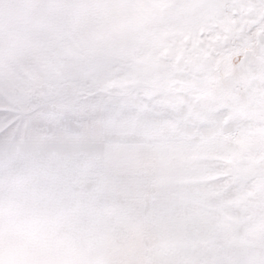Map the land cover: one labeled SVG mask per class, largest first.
Wrapping results in <instances>:
<instances>
[{"label":"rangeland","instance_id":"rangeland-1","mask_svg":"<svg viewBox=\"0 0 264 264\" xmlns=\"http://www.w3.org/2000/svg\"><path fill=\"white\" fill-rule=\"evenodd\" d=\"M105 33H119L124 49L141 52L135 72L110 61L89 65L112 72L114 87H131L141 76L166 98L198 89L231 105L213 103L181 122L158 109L106 121L114 139L103 156L75 152L77 203L66 216L77 219L74 226L58 220L64 151L23 152L28 178L14 190L27 201L15 205L0 195V264H91L117 229L137 247L151 243L179 255L180 264H264V0H137L119 8L107 0H0V93L17 85L24 61L39 58L35 77L70 102L89 81L61 57L94 49ZM218 120L235 124L231 146L213 143L223 134ZM211 147L228 162L244 161L239 179L254 178L252 190L214 203L197 187L195 173L217 159Z\"/></svg>","mask_w":264,"mask_h":264},{"label":"clouds","instance_id":"clouds-1","mask_svg":"<svg viewBox=\"0 0 264 264\" xmlns=\"http://www.w3.org/2000/svg\"><path fill=\"white\" fill-rule=\"evenodd\" d=\"M114 8L132 6L137 0H107ZM7 7V5H5ZM71 31V29H66ZM63 43L70 41L65 38ZM124 41L119 33L101 35L94 49L81 48L75 57H61L65 63L80 69L89 81L87 88H77L70 102L55 97L48 82L36 78L40 59L26 60L17 85L0 93V146L6 151L28 152L33 150H70L74 152H95L103 156L107 145L114 139L105 129V122L114 116L123 121L129 118L148 116L153 110H160L162 117L177 122L184 121L190 113L213 103L231 105L227 98L213 101L204 97L198 89L188 95L170 99L159 91L147 87L143 77L137 76L131 87L121 89L113 86L112 72L88 71L92 63L110 61L112 66L126 67L135 72L140 68L137 58L141 52L129 47L123 48ZM61 52V48L55 49ZM226 113H220L223 117ZM211 126L205 125L207 129ZM222 131L214 140L215 145L231 146V137L237 135L236 126L230 122L224 126L219 120L214 126ZM209 154L217 157L203 171L195 176L201 180L197 187L215 203L218 199H235L242 191L252 190L254 178L243 182L239 169L243 160L228 162V154L215 147ZM218 177L217 179H209ZM223 193V197L217 194ZM258 209L264 215V196ZM249 212L257 211L248 209ZM4 227L7 228L5 218ZM177 254L158 250L151 243L137 247L127 238L125 229H117L106 244L101 245L89 257L91 264H180Z\"/></svg>","mask_w":264,"mask_h":264},{"label":"crops","instance_id":"crops-1","mask_svg":"<svg viewBox=\"0 0 264 264\" xmlns=\"http://www.w3.org/2000/svg\"><path fill=\"white\" fill-rule=\"evenodd\" d=\"M64 153L60 156V164L64 168V174L60 178V185H64L61 189H58L57 196L58 202L60 201L63 205L60 208L63 217L58 219L59 225L61 226H74L77 224V219L72 217H66L72 214V204L77 203V175H78V162L74 151L63 150ZM29 156L21 151H6L3 146H0V195H9V202L12 204H19V202L27 201L24 198L26 192H20L18 189L15 191L14 188L22 185L25 178H28V173L25 175L24 170L27 172ZM66 185V186H65ZM68 187V188H67ZM7 188V189H6ZM21 198H20V196ZM16 196V197H14ZM13 208L12 210H16ZM61 214V215H62Z\"/></svg>","mask_w":264,"mask_h":264}]
</instances>
